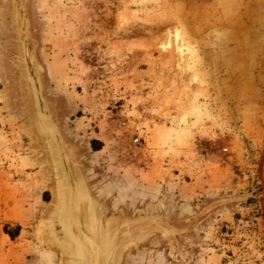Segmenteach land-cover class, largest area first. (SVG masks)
<instances>
[{
	"label": "rangeland",
	"instance_id": "rangeland-1",
	"mask_svg": "<svg viewBox=\"0 0 264 264\" xmlns=\"http://www.w3.org/2000/svg\"><path fill=\"white\" fill-rule=\"evenodd\" d=\"M34 87L108 215L163 223L121 264H264V0H0V264H62Z\"/></svg>",
	"mask_w": 264,
	"mask_h": 264
},
{
	"label": "bare ground",
	"instance_id": "bare-ground-1",
	"mask_svg": "<svg viewBox=\"0 0 264 264\" xmlns=\"http://www.w3.org/2000/svg\"><path fill=\"white\" fill-rule=\"evenodd\" d=\"M29 56L28 50H25L23 58L25 61H23L25 63L26 74L32 70L31 63L30 61L28 62ZM24 100L28 112H32V120L35 122L38 135L41 136V139L43 138L44 141L46 140L47 152L52 158L55 173H57L56 185L51 190L52 201L48 212L49 219H47L46 222L40 223L46 226V229H43V231L50 237V245L59 249L61 253L67 256V264L123 263L124 255L122 258V254L132 249L130 245H132L133 242L130 237L124 234L128 235V232H132L135 228L140 226L143 228L142 234L140 235L146 239L152 227L143 223V221H141L142 219H139L137 223L133 221L130 223H123V221L113 217L108 220H100L102 210L89 196L87 188L79 174L76 166L77 164L74 162L72 151L65 146L62 138L58 135L56 136V133H54L55 126H51L49 123L48 116L50 113L48 108L41 105V99L36 92H32L31 94L30 91L25 90ZM41 110H43V112H41ZM38 138L40 139V137ZM58 152H60L61 155L64 153V158L66 162L68 161L69 163L68 166L70 167V171H68L70 173L68 172L66 175L67 177L60 176V173L63 174L61 168L62 161L64 162L63 166L66 162L63 160V155V159L61 160V157L59 159L60 153L58 155ZM121 223L123 226L119 228ZM133 226L134 229L132 228ZM46 243H48L47 240Z\"/></svg>",
	"mask_w": 264,
	"mask_h": 264
},
{
	"label": "water",
	"instance_id": "water-1",
	"mask_svg": "<svg viewBox=\"0 0 264 264\" xmlns=\"http://www.w3.org/2000/svg\"><path fill=\"white\" fill-rule=\"evenodd\" d=\"M36 88L34 87V92H36V94L40 97V101H41V105H44L45 106V104H44V102H43V100H42V98H41V96L39 95V93H38V90H35ZM40 105V107L42 108V106ZM41 112H43V110H41ZM40 112V113H41ZM42 114V113H41ZM48 116V115H47ZM45 118H47V117H45ZM48 119H49V123L51 124V126H55L53 123H52V121H51V118H50V115L48 116ZM54 133H56V136L58 135V136H60L61 138H62V140L64 141V139H63V136L59 133V131H58V129L56 128V126H55V129H54ZM59 153L60 152H58V155H59ZM62 155H63V158H64V153H62ZM62 155H61V153H60V155H59V159H60V157H61V160L63 159L62 158ZM66 157V156H65ZM66 159H67V157H66ZM60 160V161H61ZM65 162H66V160H65V158L63 159ZM74 162H76L75 161V159H74ZM63 161H62V166H61V168H62V170H63V174H61L60 173V176L61 177H63V176H65V177H67L66 175L68 174V172L70 171V167L68 166V161L65 163V165L63 166ZM76 164H77V162H76ZM67 166H68V168H67ZM77 166V168H78V171H79V174H80V176H81V179H82V181H83V183H84V185H85V187L87 188V191H88V193H89V196L91 197V199L93 200V202L94 203H96L97 205H99V207L101 208V210H102V214H101V218H100V220H108V219H112V217L113 218H115V219H118V220H121V221H123V223H130V222H138L139 221V219H142L141 221H143V223H145L146 225L148 224V226H150V227H152L151 229H150V234L146 237V239H144L143 238V236L141 237V235L140 234H142V230H143V228H141L140 226H138V225H135V226H138L137 228H135L134 229V226L132 227L134 230L132 231V232H128V235L127 234H124V235H126V236H128V237H130L131 239H132V245H130V248H132V247H134L135 245H138V244H142V243H144L145 241H147V239L151 236V234H152V232L154 231V228H153V225H156L157 227H159V228H162L163 229V223L161 222V221H159L158 219H156V217L155 216H152V215H146V216H137V217H134V218H126V217H120V216H115V215H108V209H107V207H105V205L101 202V201H99L94 195H93V193H92V191H91V189L88 187V185H87V183H86V180H85V178H84V176H83V174H82V171H81V169H80V167H79V165H76ZM64 167V168H63ZM69 170V171H68ZM60 171H61V169H60ZM70 173V172H69ZM56 174L57 173H55V177H56ZM58 175H59V173H58ZM63 179V178H62ZM56 180H57V177H56V179H55V185H56ZM55 185H54V187H55ZM144 219H146V220H144ZM148 222V223H147ZM145 224H142V225H145ZM123 225H122V223H121V225L119 226V228L120 227H122ZM138 232V233H137ZM54 248V250H56V251H58V253L60 254V256H61V258H62V264H67L68 263V259H67V256L65 255V254H63V253H61V251L59 250V249H56L55 247H53ZM129 248V249H130ZM125 253V252H124ZM124 253L122 254V258H123V255H124ZM76 261V260H75ZM74 264V263H73ZM119 264H121L120 262H119Z\"/></svg>",
	"mask_w": 264,
	"mask_h": 264
},
{
	"label": "trees",
	"instance_id": "trees-1",
	"mask_svg": "<svg viewBox=\"0 0 264 264\" xmlns=\"http://www.w3.org/2000/svg\"><path fill=\"white\" fill-rule=\"evenodd\" d=\"M91 148L93 151H97L99 149L98 147H96V141H94V140L91 141ZM10 237H11V235H10Z\"/></svg>",
	"mask_w": 264,
	"mask_h": 264
},
{
	"label": "built area",
	"instance_id": "built-area-1",
	"mask_svg": "<svg viewBox=\"0 0 264 264\" xmlns=\"http://www.w3.org/2000/svg\"><path fill=\"white\" fill-rule=\"evenodd\" d=\"M138 142H139V139H135V140H134V143H138Z\"/></svg>",
	"mask_w": 264,
	"mask_h": 264
},
{
	"label": "crops",
	"instance_id": "crops-1",
	"mask_svg": "<svg viewBox=\"0 0 264 264\" xmlns=\"http://www.w3.org/2000/svg\"><path fill=\"white\" fill-rule=\"evenodd\" d=\"M10 225H13L12 223H9ZM16 225V224H15Z\"/></svg>",
	"mask_w": 264,
	"mask_h": 264
}]
</instances>
